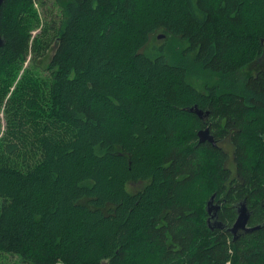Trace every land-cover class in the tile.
<instances>
[{"label": "trees", "instance_id": "16d2710c", "mask_svg": "<svg viewBox=\"0 0 264 264\" xmlns=\"http://www.w3.org/2000/svg\"><path fill=\"white\" fill-rule=\"evenodd\" d=\"M56 1L0 6V256L264 264V0Z\"/></svg>", "mask_w": 264, "mask_h": 264}, {"label": "water", "instance_id": "95a60500", "mask_svg": "<svg viewBox=\"0 0 264 264\" xmlns=\"http://www.w3.org/2000/svg\"><path fill=\"white\" fill-rule=\"evenodd\" d=\"M4 0H0V6L3 3ZM163 36V34H160L158 37ZM4 37L0 34V46H2L4 44ZM187 110L189 112H193L198 114V116L201 117L203 110L199 109L196 105H193L192 107H188ZM197 136L199 138V142H205V141H209L211 143H215L214 142V138L213 136L209 133V129L206 127L202 130H199L197 132ZM215 200V195H212L210 197V199L207 201L206 203V211L209 214L210 218L216 216V211L219 209L220 205L218 202H214ZM238 210H237V216L235 221L233 222V224L228 228V230L234 235V237L236 236V233L238 232V230H243L246 232L252 231L254 229H258L259 225L257 226H247L248 223V219H249V212H248V208L246 205V201L242 200L241 202H239L238 205ZM216 224V226H221V222L217 221L215 219V222H213Z\"/></svg>", "mask_w": 264, "mask_h": 264}, {"label": "rangeland", "instance_id": "374dc122", "mask_svg": "<svg viewBox=\"0 0 264 264\" xmlns=\"http://www.w3.org/2000/svg\"><path fill=\"white\" fill-rule=\"evenodd\" d=\"M44 4H43V7H40V6H37V4L35 3V6L38 7L41 15L45 16L46 17V13L44 15V12L42 13V11H45L47 13H50V11L52 10L54 14H58L59 13V10H58V3L56 0H44ZM39 30L38 29H34L32 31L33 35ZM51 54V52H50ZM49 54V55H50ZM41 62H44L46 61V57H43L41 60ZM41 62H38L37 64H40ZM0 118H1V122H2V129L5 125V120L3 119V112L2 110L0 111ZM226 147V145H225ZM137 187H139V185L137 183H132L130 185V188L135 190ZM0 261H1V264H19L18 263V258L17 256L15 255H6V254H2V256H0Z\"/></svg>", "mask_w": 264, "mask_h": 264}, {"label": "flooded vegetation", "instance_id": "af4514ba", "mask_svg": "<svg viewBox=\"0 0 264 264\" xmlns=\"http://www.w3.org/2000/svg\"><path fill=\"white\" fill-rule=\"evenodd\" d=\"M194 114H196V113H194ZM196 115L198 116V114H196ZM198 118L204 123L203 128H201V129H199V130H202V129L206 128V127L209 129V127H210V125H211L212 123H216V120L214 121L213 118H212L211 116H209V111H208V110L203 111L201 117L198 116ZM223 124H225V118H224V123H223ZM209 133L211 134L210 129H209ZM227 137L230 138V133H228V136H227ZM197 138H198V136H197ZM198 141H199V138H198ZM205 142L209 143V141H205ZM205 142H202V143H205ZM215 200H216V199H215ZM215 200H214V202H216ZM219 205H220V202H219ZM238 207H239V206H237V205H236V207H235V210H236L235 219H236V216H237V210H238ZM219 208H220V207H219ZM208 215H209V214H208ZM215 219H216V220L218 219V218H217V211H216V216L211 217V218H210V221H211V222H215ZM235 219H234V221H235ZM207 221H208V219H207ZM234 221H233V222H234ZM208 222H209V221H208ZM232 224H233V223H232Z\"/></svg>", "mask_w": 264, "mask_h": 264}, {"label": "bare ground", "instance_id": "6f19581e", "mask_svg": "<svg viewBox=\"0 0 264 264\" xmlns=\"http://www.w3.org/2000/svg\"><path fill=\"white\" fill-rule=\"evenodd\" d=\"M209 221H210V217H209Z\"/></svg>", "mask_w": 264, "mask_h": 264}]
</instances>
